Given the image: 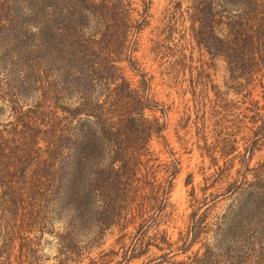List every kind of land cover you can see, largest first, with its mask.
<instances>
[{"label":"trees","instance_id":"obj_1","mask_svg":"<svg viewBox=\"0 0 264 264\" xmlns=\"http://www.w3.org/2000/svg\"><path fill=\"white\" fill-rule=\"evenodd\" d=\"M139 1L0 0V100L11 115L0 122V264H41L45 233L54 236L50 264H128L151 248L161 253L149 264H264V161L250 166L264 142V0H169L151 39L150 52L199 106V148L215 167L201 196L191 187L188 226L175 240L159 226L180 161L150 146L165 140V103L126 52L150 24L152 0ZM216 60L223 90L208 73ZM243 104L242 117H229ZM243 118L251 125L236 153L229 135ZM209 178L225 183L220 192L207 193Z\"/></svg>","mask_w":264,"mask_h":264},{"label":"rangeland","instance_id":"obj_2","mask_svg":"<svg viewBox=\"0 0 264 264\" xmlns=\"http://www.w3.org/2000/svg\"><path fill=\"white\" fill-rule=\"evenodd\" d=\"M134 6H138L140 9V1L133 0ZM169 0H152V5L150 8V24L139 34L138 41H132L129 43L131 47V52L126 51L127 54H131L139 62V68L144 72H147L148 76L151 78V88L152 93L155 94V99L163 101L165 103L166 113L162 116L161 112H156V115L162 116L160 121L166 123V128L163 131L165 135V140L163 138L153 139L150 142L151 148L154 150L157 156L162 160H168L171 153H174V156L180 161L181 169L177 174L174 180V187L171 192L170 201L172 206L169 208L171 212L170 215L166 218L165 223H162L159 228L164 229L167 232V235L170 236L171 240H175L178 237L179 231H185L188 226V216L192 210L190 206V191L191 187L194 186L195 192L198 197L202 195L201 187L205 185V178H208L214 171L215 167L211 165L209 157L202 153V150L199 148L203 144V141H199L197 138V132L202 131V126L200 125V119L196 118V112L199 106H194V103L191 101L192 95L189 92L185 91L186 82L182 76H177V81L174 79V75H169L167 73V63L165 58L161 60L159 57H155L152 52H150V47L152 45V40L156 39V27H161L162 23L160 22L161 17L163 16L164 8L168 5ZM184 25H188L187 22ZM177 38V34H175ZM152 39V40H151ZM138 42V43H137ZM187 44L188 50L186 52L189 54L191 50ZM127 56V55H126ZM193 56L196 58L199 56V52L195 49ZM202 58L205 60L207 56L203 55ZM206 61V60H205ZM215 64L208 68V73H210L211 84L218 85L222 90L224 89L223 83L226 77V72L224 70V63L221 60H216ZM122 67H125L124 74L134 83H137L139 78L138 75H135L129 67H127V62L117 63ZM209 95H212V92L209 91ZM229 98L234 100L241 99L240 96L229 95ZM254 99L258 98L256 92L253 95ZM31 100L27 99L23 102L29 103ZM246 105V104H245ZM236 110L233 116L235 118L241 116V110ZM148 113V112H147ZM245 113L250 114V112L245 111ZM11 119L8 106H3V102L0 100V122L5 123ZM244 123L241 126L230 132V138H235L237 140V151L236 153L243 152V136L248 135L249 126L251 123L247 118H243ZM197 121V122H196ZM248 126V127H247ZM206 130H210V127H207ZM208 142L213 141L211 133L208 135ZM163 142L168 143L166 148ZM216 156H219L216 154ZM231 157V156H229ZM238 158L234 159V165L230 170L232 177H235V171L237 168H240V163ZM264 161V142L261 146L254 152L253 157L250 161V166L257 165L258 162ZM218 164H223V159L219 158ZM188 174H191V183L186 185L185 179ZM218 176L216 175L215 178ZM215 178H209L207 184H216L214 187L207 189L209 192H220L225 183L215 182ZM218 180V179H216ZM227 201H221L218 203V207L213 211V213L218 212ZM52 224L55 228V231L60 230L62 223L59 220L52 221ZM116 235H109L106 242L103 245L105 250L111 248V245L114 243ZM199 243L195 244L192 247V250L197 249ZM42 259H40L41 264H50L53 262V256L55 254V243L53 234L45 233L42 238V247L40 251ZM161 251H158L156 248H151V252L148 255L141 257L140 259H134L128 264H149V260L153 257L158 256ZM184 256H176L174 259L180 260ZM156 262V261H155Z\"/></svg>","mask_w":264,"mask_h":264}]
</instances>
